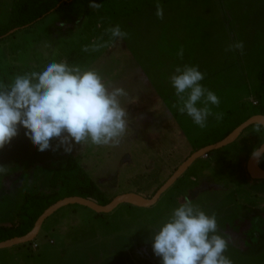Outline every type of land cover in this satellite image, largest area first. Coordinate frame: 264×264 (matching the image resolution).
Returning <instances> with one entry per match:
<instances>
[{
    "label": "rangeland",
    "instance_id": "obj_1",
    "mask_svg": "<svg viewBox=\"0 0 264 264\" xmlns=\"http://www.w3.org/2000/svg\"><path fill=\"white\" fill-rule=\"evenodd\" d=\"M15 1L0 0V27L10 22ZM112 1L116 10L124 11L132 2L94 0L102 5L96 10L88 7L91 0H68L35 24L0 37V83H9L16 74L41 71L53 60L94 68L129 93L124 101L129 112L127 135L116 147L84 144L71 153L62 148L41 153L21 127L0 150V166L7 173L47 159L30 171L39 176L38 184L46 186L49 170L72 155L108 198L124 192L152 198L205 142L216 141L259 114L255 95L264 71V0H153L129 15L113 13ZM157 3L163 7L162 20L154 15ZM117 24L127 37L91 51L94 42L109 41L105 29ZM235 41L243 42V54L225 51ZM85 45L88 52L82 50ZM181 48L182 59L177 55ZM184 64L198 66L205 74L201 84L220 99L212 111L222 113L223 119L210 116L204 129L173 107L176 97L169 76ZM254 128L196 161L155 206L123 204L110 214L66 206L46 220L33 242L0 249V264H160L151 249L152 229L185 197L207 214H216L219 234L229 241L225 255L232 264H264V180H253L247 173L251 153L262 143ZM7 181L2 184L6 191L0 189L3 225L19 220L26 197L14 176Z\"/></svg>",
    "mask_w": 264,
    "mask_h": 264
},
{
    "label": "clouds",
    "instance_id": "obj_2",
    "mask_svg": "<svg viewBox=\"0 0 264 264\" xmlns=\"http://www.w3.org/2000/svg\"><path fill=\"white\" fill-rule=\"evenodd\" d=\"M88 7L98 10L102 5L91 0ZM154 15L163 19L161 4L155 5ZM105 32L109 41L94 42L91 51L114 46L127 37L119 24ZM82 50L90 49L85 45ZM237 50L243 54L242 41L225 49ZM177 55L183 58L182 48ZM204 78L198 66L188 64L175 67L169 76L176 97L173 107L201 129L207 127L210 116L217 121L223 119L222 113L212 111V106L219 107L220 99L201 84ZM128 99L125 88L106 81L98 70L66 60H53L41 71L16 74L9 83H0V150L18 136L21 127L41 153L61 148L71 153L84 144L119 146L129 128V112L124 103ZM262 129L264 125L257 124L254 131L259 134ZM251 157L257 164L264 159V142L253 149ZM0 174H7L5 166H0ZM152 230L151 249L160 258V264H232L225 255L229 241L219 234L216 214H207L188 197Z\"/></svg>",
    "mask_w": 264,
    "mask_h": 264
},
{
    "label": "trees",
    "instance_id": "obj_3",
    "mask_svg": "<svg viewBox=\"0 0 264 264\" xmlns=\"http://www.w3.org/2000/svg\"><path fill=\"white\" fill-rule=\"evenodd\" d=\"M152 2L153 0H132L129 5H125V11L116 10L114 6L115 2L113 1L109 5L113 13L116 15H129L137 13L145 6H150ZM67 3L68 0L15 1L11 9L10 22L6 26L0 27V37L6 36L13 30L22 29L35 24L51 12L57 11L62 6L67 5ZM255 97L259 104V114L264 115V71L260 74V86ZM241 124L242 123L239 125ZM239 125L229 130L219 139H216L215 142L223 140ZM255 126L256 125H254V127ZM261 133L263 134L262 138H264V129L261 130ZM262 142H264V139H262ZM76 157L70 155L63 165L51 172L49 179V187L52 190L51 192L47 194H35L32 196L26 195L24 203L21 205L17 214L19 220L16 222L14 221L11 225L0 224V243L27 235L34 228L39 217L49 207L65 198L81 197L89 199L101 206H106L112 202L113 199L105 196L95 180L81 164V161ZM259 167L264 171V159L260 161ZM162 186L163 185L158 186L153 195H155ZM35 246L37 247V245Z\"/></svg>",
    "mask_w": 264,
    "mask_h": 264
},
{
    "label": "water",
    "instance_id": "obj_4",
    "mask_svg": "<svg viewBox=\"0 0 264 264\" xmlns=\"http://www.w3.org/2000/svg\"><path fill=\"white\" fill-rule=\"evenodd\" d=\"M261 124L264 125V115H256L241 125H239L233 132H231L222 141L204 147L195 153H193L185 162H183L178 169L173 173V175L163 184V186L156 192L152 198H145L136 193H126L117 196L112 200V202L106 206H101L89 199L81 197H70L58 201L51 207H49L37 220L34 228L25 236L16 237L11 240L0 243V249L11 248L14 246L25 245L27 243L33 242L39 235L44 222L55 214L58 210L70 206V205H80L86 207L96 214H110L116 210L119 206L123 204H132L139 207H153L155 206L161 197L174 186V184L183 177V175L188 171L192 165L200 158L206 156L207 154L218 151L233 144L239 137L250 127ZM260 163V162H259ZM247 173L253 180H264V171L260 169L259 164L255 163L250 156L247 162Z\"/></svg>",
    "mask_w": 264,
    "mask_h": 264
},
{
    "label": "crops",
    "instance_id": "obj_5",
    "mask_svg": "<svg viewBox=\"0 0 264 264\" xmlns=\"http://www.w3.org/2000/svg\"><path fill=\"white\" fill-rule=\"evenodd\" d=\"M34 161V160H33ZM40 161V162H39ZM39 161L38 162H33L31 165H29V163H26V165H22V164H20V165H22L21 166V168L18 170V168L16 169L17 171H13L14 173H11V172H8L6 175H3V174H0V179L3 181L5 178V180H4V182H0V189H2L1 191H2V193H3V191L5 192L6 191V186L7 185H4V186H2V184L3 183H5L6 184V182H8L7 180H9L11 177H13L14 176V179H15V184H17V185H20V187H19V190H20V194H21V196H23V198H24V196L25 195H27V194H33V193H30V192H35V193H37V192H40V193H37V194H47V193H49L48 192V186H49V184L47 185L46 184V186H42V184H38V182H37V180H39V176H37L36 174L34 175V173L32 172H30V171H33V169H35L34 167L35 166H39V163H48V160L47 159H45V160H43L42 161V159L40 158L39 159ZM52 161V160H51ZM66 161V160H65ZM64 161V162H65ZM23 163V162H22ZM1 164V163H0ZM35 164V165H34ZM28 165V166H27ZM39 168H41V167H39ZM38 168V169H39ZM50 172H52L51 170H49ZM47 174H49L48 172H47ZM51 174V173H50ZM20 175V176H19ZM11 186L13 185V184H10ZM30 185L32 186V190L31 189H29V187H30ZM42 186V187H41ZM16 188L18 187V186H15ZM14 187V188H15ZM48 190H47V189ZM8 189V188H7ZM23 189H25L24 191H23ZM23 193H22V192ZM18 193H19V191H18ZM11 195H13V193H12V191H11V193H10V196ZM21 200H23L22 198H21ZM8 202V198H7V200H6V203ZM59 211V210H58ZM57 213V212H56ZM54 215V214H53ZM50 218V217H49ZM46 222V221H45ZM45 222H44V224H45ZM44 224H43V226H44ZM2 225V224H1ZM43 226H42V228H43ZM42 228H41V231H42ZM40 231V232H41Z\"/></svg>",
    "mask_w": 264,
    "mask_h": 264
},
{
    "label": "flooded vegetation",
    "instance_id": "obj_6",
    "mask_svg": "<svg viewBox=\"0 0 264 264\" xmlns=\"http://www.w3.org/2000/svg\"><path fill=\"white\" fill-rule=\"evenodd\" d=\"M258 111H259V110H258ZM258 115H260V114H258ZM252 127H254V126H252ZM252 127H250L249 129H251ZM249 129H247V130H249ZM247 130H246V131H247ZM261 135H262V137H263V134H262V133H261ZM225 138H226V137H225ZM221 141H222V140H221ZM219 142H220V141H219ZM205 143H206L207 146H210V144L213 145V144H216V143H218V142H215V140H214V141H208V142H205ZM207 146H205V147H207ZM203 148H204V147H203ZM200 149H202V147H201ZM200 149H199V150H200ZM194 153H195V152H194ZM213 153H214V151L211 152V153H209V154H213ZM192 154H193V153H192ZM192 154H191V155H192ZM209 154H207L205 157H206V158H209ZM191 155H190V156H191ZM190 156H188V158H189ZM188 158H187V159H188ZM201 159H204V158H203V157L200 158L199 161H203V160H201ZM197 161H198V160H197ZM184 162H185V161H184ZM195 163H196V162H195ZM195 163H194V164H195ZM194 164H193V165H194ZM193 165H192V166H193ZM190 168H191V167H190ZM190 168H189V169H190ZM189 169H188V170H189ZM175 171H176V170H175ZM186 173H187V172H186ZM186 173L183 175V177L186 175ZM183 177H182V178H183ZM179 180H180V179H179ZM179 180H178V181H179ZM178 181H177V182H178ZM177 182H176V183H177ZM176 183H175V184H176Z\"/></svg>",
    "mask_w": 264,
    "mask_h": 264
},
{
    "label": "built area",
    "instance_id": "obj_7",
    "mask_svg": "<svg viewBox=\"0 0 264 264\" xmlns=\"http://www.w3.org/2000/svg\"><path fill=\"white\" fill-rule=\"evenodd\" d=\"M36 247V246H35Z\"/></svg>",
    "mask_w": 264,
    "mask_h": 264
}]
</instances>
